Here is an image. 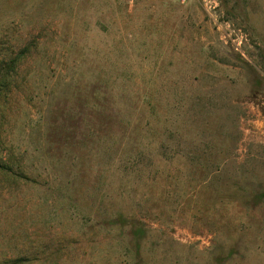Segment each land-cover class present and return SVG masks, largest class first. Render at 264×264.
Masks as SVG:
<instances>
[{
	"label": "rangeland",
	"instance_id": "rangeland-1",
	"mask_svg": "<svg viewBox=\"0 0 264 264\" xmlns=\"http://www.w3.org/2000/svg\"><path fill=\"white\" fill-rule=\"evenodd\" d=\"M21 51L0 264H264V0H0Z\"/></svg>",
	"mask_w": 264,
	"mask_h": 264
},
{
	"label": "trees",
	"instance_id": "trees-1",
	"mask_svg": "<svg viewBox=\"0 0 264 264\" xmlns=\"http://www.w3.org/2000/svg\"><path fill=\"white\" fill-rule=\"evenodd\" d=\"M25 51V50H24ZM24 52H17L16 54L12 56H8L7 58H4L0 61V92L5 91L6 85H8V79L12 77V72L16 70V67L19 63V61L24 57ZM18 166V165H17ZM0 169H3L5 171H9L11 173H16V169L13 165H11L9 162H0ZM20 175L21 177H25L22 172L16 173ZM110 224H116V225H130L132 228V234L137 235L138 232H141L142 230H139L137 228L138 225H140V222L133 218H127L125 216H118L115 218H112L108 221ZM4 259L1 264H25V262L28 260L26 256H20V257H10L7 258L6 254H4Z\"/></svg>",
	"mask_w": 264,
	"mask_h": 264
},
{
	"label": "built area",
	"instance_id": "built-area-1",
	"mask_svg": "<svg viewBox=\"0 0 264 264\" xmlns=\"http://www.w3.org/2000/svg\"><path fill=\"white\" fill-rule=\"evenodd\" d=\"M179 4H187L190 0H175Z\"/></svg>",
	"mask_w": 264,
	"mask_h": 264
}]
</instances>
